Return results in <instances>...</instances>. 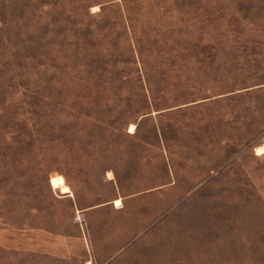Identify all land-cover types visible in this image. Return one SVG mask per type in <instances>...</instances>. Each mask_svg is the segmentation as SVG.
I'll return each mask as SVG.
<instances>
[{
    "label": "rangeland",
    "instance_id": "374dc122",
    "mask_svg": "<svg viewBox=\"0 0 264 264\" xmlns=\"http://www.w3.org/2000/svg\"><path fill=\"white\" fill-rule=\"evenodd\" d=\"M263 144L264 0H0V264H264Z\"/></svg>",
    "mask_w": 264,
    "mask_h": 264
},
{
    "label": "bare ground",
    "instance_id": "6f19581e",
    "mask_svg": "<svg viewBox=\"0 0 264 264\" xmlns=\"http://www.w3.org/2000/svg\"><path fill=\"white\" fill-rule=\"evenodd\" d=\"M97 8H99V5L94 6V9H97ZM135 130H136V124L133 123L130 126V131L135 132ZM256 152L257 154H264V144L258 146L256 148ZM108 175L110 178H113L114 172L112 170H109ZM51 184L55 189L60 188L62 192L65 194H69V195L73 194L71 186L67 183L63 175L53 176L51 178ZM114 203L117 207H122L124 205L123 198L122 197L116 198L114 200ZM86 264H94V263H93V260L89 259L86 261Z\"/></svg>",
    "mask_w": 264,
    "mask_h": 264
},
{
    "label": "crops",
    "instance_id": "0c3cea01",
    "mask_svg": "<svg viewBox=\"0 0 264 264\" xmlns=\"http://www.w3.org/2000/svg\"><path fill=\"white\" fill-rule=\"evenodd\" d=\"M65 196H71V195H65Z\"/></svg>",
    "mask_w": 264,
    "mask_h": 264
}]
</instances>
